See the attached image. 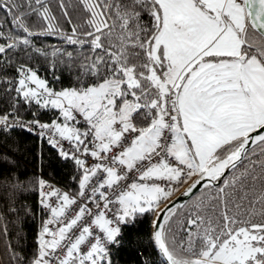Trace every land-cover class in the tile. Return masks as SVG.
I'll list each match as a JSON object with an SVG mask.
<instances>
[{
  "label": "snow or ice",
  "instance_id": "1",
  "mask_svg": "<svg viewBox=\"0 0 264 264\" xmlns=\"http://www.w3.org/2000/svg\"><path fill=\"white\" fill-rule=\"evenodd\" d=\"M0 264H264V0H0Z\"/></svg>",
  "mask_w": 264,
  "mask_h": 264
},
{
  "label": "trees",
  "instance_id": "2",
  "mask_svg": "<svg viewBox=\"0 0 264 264\" xmlns=\"http://www.w3.org/2000/svg\"><path fill=\"white\" fill-rule=\"evenodd\" d=\"M22 163L27 164L29 169H34L35 163H34V161H32L30 156L27 159L23 160ZM141 230L144 231V232L149 230V225H148L147 221L141 227ZM124 259L130 260V255L126 253L125 256H124Z\"/></svg>",
  "mask_w": 264,
  "mask_h": 264
},
{
  "label": "built area",
  "instance_id": "3",
  "mask_svg": "<svg viewBox=\"0 0 264 264\" xmlns=\"http://www.w3.org/2000/svg\"><path fill=\"white\" fill-rule=\"evenodd\" d=\"M181 191H183V189H181ZM177 195H179V193Z\"/></svg>",
  "mask_w": 264,
  "mask_h": 264
}]
</instances>
